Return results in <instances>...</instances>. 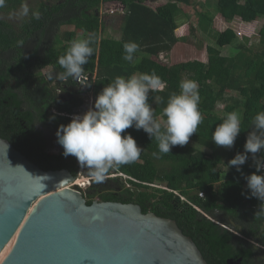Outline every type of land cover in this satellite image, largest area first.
I'll list each match as a JSON object with an SVG mask.
<instances>
[{
	"label": "trees",
	"instance_id": "obj_1",
	"mask_svg": "<svg viewBox=\"0 0 264 264\" xmlns=\"http://www.w3.org/2000/svg\"><path fill=\"white\" fill-rule=\"evenodd\" d=\"M25 2L6 0L0 11L18 9ZM103 4L122 10L119 39L101 36L99 7ZM192 4L193 0H41L17 28L0 18V136L42 169L66 168L77 173L72 156L52 159L50 164L43 153L30 152L37 148L31 144L34 141L31 128H24L17 117L45 118L43 99L53 98L54 102L58 99L51 90L57 86L53 84L57 78L50 80L48 74L63 72L58 59L66 53L78 30L83 31L84 38L95 36L93 55L83 66V75L95 74L94 82L84 89L95 98L116 76L127 78L155 72L166 87L150 92L148 103L160 120L169 96L173 92L179 94L180 81L194 80L198 84L203 123L186 145L173 146L169 154L157 159L152 155L158 152L156 142L143 129L130 127L121 136L132 135L143 149L140 158L109 172L122 173L125 179L109 177L112 185L102 187L93 182L87 189L79 190L87 204L93 200L135 203L143 213L174 219L183 233L193 239L208 264H227V259H240L239 264H264V215L257 214L261 202L243 194L249 191L244 177L256 172L254 161L248 154L239 172L227 165L235 155L244 152L252 119L264 111V28L255 30L259 17L264 15V0H216L212 8L215 13L227 20L241 18L243 42L230 56L222 55L221 49L231 46L236 38V33L226 28L217 33L213 45L206 47V61L194 59L169 65L159 55L169 52L185 36L197 33L194 26L177 22L186 15L183 8ZM33 11L40 13L39 19L32 18ZM211 11L201 15L204 22L213 20ZM65 27L74 30L66 29L59 34ZM254 38H259L257 50L250 45ZM127 42L139 45L133 63L122 58ZM48 66L53 69L42 74L40 70ZM68 80L74 82L72 78ZM232 90L240 94L241 100L225 105L218 112V103ZM56 105L70 112L75 102L57 101ZM235 109L241 111V132L225 159L221 146L215 145L211 138L226 113ZM55 120L67 125L71 118L60 116ZM34 145L38 142L34 141ZM257 155L263 158L264 151ZM156 182L164 183L165 187L155 186Z\"/></svg>",
	"mask_w": 264,
	"mask_h": 264
},
{
	"label": "water",
	"instance_id": "obj_2",
	"mask_svg": "<svg viewBox=\"0 0 264 264\" xmlns=\"http://www.w3.org/2000/svg\"><path fill=\"white\" fill-rule=\"evenodd\" d=\"M75 181L0 136V254L15 236L0 264H208L174 219L135 203L87 204Z\"/></svg>",
	"mask_w": 264,
	"mask_h": 264
},
{
	"label": "clouds",
	"instance_id": "obj_3",
	"mask_svg": "<svg viewBox=\"0 0 264 264\" xmlns=\"http://www.w3.org/2000/svg\"><path fill=\"white\" fill-rule=\"evenodd\" d=\"M5 5L6 0H0V8ZM29 11L27 4H24L19 16H28ZM31 16L39 19L40 13L33 11ZM94 43V35L74 39L66 53L58 59L63 72L49 73L47 78L51 80L58 75L60 80H78L84 72L83 66L93 55ZM123 49L122 58L133 63L139 45L127 42ZM165 87L166 82L155 72L133 74L127 78L116 76L98 93L93 107L82 115H73L67 125L59 126L56 137L57 143L63 148L62 154L65 157L74 156L82 169H87L97 182H102L113 167L131 164L140 158L143 149L137 145L132 135L121 136V133L130 127L143 129L156 142L158 152L152 155L157 159L169 154L173 146L186 145L203 123V116L198 107V84L190 79L181 80L179 94L173 92L169 96L163 109L165 119L160 121L156 118L155 110L148 103V99L150 92L163 91ZM241 123V116L237 111L226 113L212 133L214 144L230 149L241 132ZM262 151L264 111L258 112L252 119L244 152L235 155L227 164L228 168L234 166L239 172L248 160V154H251L256 172L244 177L249 191L243 194L246 198L254 197L261 202L258 215H264V158L257 155ZM121 175L124 174L119 173L118 176Z\"/></svg>",
	"mask_w": 264,
	"mask_h": 264
},
{
	"label": "rangeland",
	"instance_id": "obj_4",
	"mask_svg": "<svg viewBox=\"0 0 264 264\" xmlns=\"http://www.w3.org/2000/svg\"><path fill=\"white\" fill-rule=\"evenodd\" d=\"M41 0H26L25 4H27L29 10L31 8H35L37 3ZM45 1V0H44ZM47 2L56 1V0H46ZM216 0H193V6L191 7H184L183 11L186 15L180 17L177 22L179 25H190L194 26L197 29V33L194 36L187 35L186 38L180 39L179 42H177L172 49L169 52H164L159 55V59L167 64H175L182 61H188V60H201L206 61L207 60V52L206 47L208 45H213L216 40V35L219 32V22L218 17L219 13H215L212 8L214 6V3ZM22 7H19L15 10L10 11H0V18H3L10 22L15 28L18 27V25L21 23V21L25 17H20L19 12ZM118 10V11H116ZM212 10V11H211ZM121 10L120 8H114L110 4H103L99 7V16L102 21V30H101V36L103 37H110L114 39H119L122 34V26H123V20L122 15L119 13ZM204 11H211L210 13L216 14L213 17V20L211 22H204V19L201 15L204 14ZM204 16V15H203ZM74 30V27H65L59 31V34H62L64 30ZM84 38V33L82 30L76 31L75 39H81ZM256 39V38H254ZM257 41V40H255ZM65 43V41H64ZM66 43H69L66 41ZM253 50H257L258 47L252 44ZM63 43L58 44V46H61ZM257 45V44H256ZM49 67H45L40 70L41 73L48 72ZM81 83V81H78ZM233 97H238V94L236 92H231ZM224 107V104L218 103L217 109L218 112H221ZM165 117H160V121H163ZM221 150L224 153V158L228 159V153L231 151V148H225L221 146ZM160 165V164H159ZM114 171H111V174H109L107 177H115L120 180L125 179V175L118 176L119 173H113ZM79 179L76 184H73L72 187H76L77 184L78 187H81L83 189H86L89 184L88 182L85 183V181L92 177V175H88L83 173H80L78 175ZM84 182L79 183L80 180H83ZM76 182V181H75ZM74 182V183H75ZM85 183V186H84ZM155 186H161L165 187L164 183L156 182L154 184ZM79 189V188H77ZM10 244V242L8 243ZM6 245V247L3 249L0 255V263L4 259V257L7 255L9 250L11 249L12 245ZM6 249V250H5Z\"/></svg>",
	"mask_w": 264,
	"mask_h": 264
},
{
	"label": "flooded vegetation",
	"instance_id": "obj_5",
	"mask_svg": "<svg viewBox=\"0 0 264 264\" xmlns=\"http://www.w3.org/2000/svg\"><path fill=\"white\" fill-rule=\"evenodd\" d=\"M48 67H49L48 69L49 71L53 69L51 66H48ZM44 73H47V72H43L42 74ZM56 78L57 79L55 80V82H53V84L57 86H55V88H51V90L55 92V95L58 99L55 102L53 98L46 97V99H43L45 100V102L43 101L44 108L47 112V114L45 115V118L37 120L36 118L33 119L32 117L30 119L27 117L25 119L17 117L19 118V121L23 125L24 128H27V127L31 128L30 131L32 133V136L34 137V141L38 142V145H34V141L32 139V142H31L32 146H37V148L36 150H31L30 152L35 151V152H39L38 154L43 153L45 158L50 162V164L53 163L51 162L52 159H57V158L69 159L68 156L65 157L62 154L63 148L57 143L56 132L61 123L55 120L56 117H60V116L67 117L69 115V117L72 118L73 115H77V114L82 115L87 110H89L91 107H93L94 101H95V97L93 96L91 91H84V89L87 87L89 83L94 82L95 74L93 75L91 74L83 75L82 74V76L78 80L72 79L74 82H69V80L60 81V79L58 78V75L56 76ZM78 81H81V83H79ZM57 101H59L60 103H69V104L75 102V107H73L70 112L66 110H60L56 105ZM53 117L55 118L53 119ZM26 132H28V130H26ZM38 157L42 158L43 156L38 155ZM70 159H73L72 165L75 168H77V173L73 174L70 170L69 171L73 175L76 176V179H78L79 178L78 175H80V173H83V172L85 174L90 175L87 169H82L80 167L77 159L74 156H72V158ZM109 174H107V176ZM107 176L102 182H99L98 185L102 187L112 185V181ZM106 179H109V183L107 182ZM87 182L89 185H91L93 182H97V181L92 176V177H89L85 183ZM75 188H79L81 191L85 190L81 187H78V185ZM233 264H237V262H234Z\"/></svg>",
	"mask_w": 264,
	"mask_h": 264
},
{
	"label": "crops",
	"instance_id": "obj_6",
	"mask_svg": "<svg viewBox=\"0 0 264 264\" xmlns=\"http://www.w3.org/2000/svg\"><path fill=\"white\" fill-rule=\"evenodd\" d=\"M214 15H216V14H214ZM218 22H219V26H220L219 32L225 30L226 28H231L236 33V38L233 41L232 45L221 49V54L222 55L230 56L232 52L236 51V48L238 47V44L243 42L242 38L240 36L241 18L236 16L232 20H227L226 18H224L223 15H221L219 13ZM261 28H264V15H261L259 17L257 25L255 27V30L257 32H259V30ZM255 40H257V41H255ZM252 42L254 43V45L257 44L259 42V38L254 39ZM255 46H257V45H255ZM231 92H236L238 94V97H233ZM231 92L229 94H227L226 99L224 101L220 102L221 104H224V107H225V105H233L235 100H238V101L241 100V96H240V94L237 91L232 90ZM224 107H223L222 111L224 110ZM235 111H237L240 114V116H241V111H239L238 109L237 110L235 109Z\"/></svg>",
	"mask_w": 264,
	"mask_h": 264
},
{
	"label": "bare ground",
	"instance_id": "obj_7",
	"mask_svg": "<svg viewBox=\"0 0 264 264\" xmlns=\"http://www.w3.org/2000/svg\"><path fill=\"white\" fill-rule=\"evenodd\" d=\"M78 179H79V178H78ZM78 179H77L76 183L78 182ZM81 182H84V179L79 181V183H81ZM85 182H86V181H85ZM77 185H79V184H77ZM84 186H85V183H84ZM14 239H15V236H14V238H12V239L10 240V244H8L9 246H10L11 244H13ZM5 250H6V249H5ZM0 255H1V254H0Z\"/></svg>",
	"mask_w": 264,
	"mask_h": 264
},
{
	"label": "built area",
	"instance_id": "obj_8",
	"mask_svg": "<svg viewBox=\"0 0 264 264\" xmlns=\"http://www.w3.org/2000/svg\"><path fill=\"white\" fill-rule=\"evenodd\" d=\"M116 11H118V10H116ZM121 11H122V10H121ZM121 11H120V12H121ZM263 158H264V157H263ZM76 181H77V179H76ZM73 184H76V182H75V183H73ZM200 195L202 196V194H200Z\"/></svg>",
	"mask_w": 264,
	"mask_h": 264
}]
</instances>
